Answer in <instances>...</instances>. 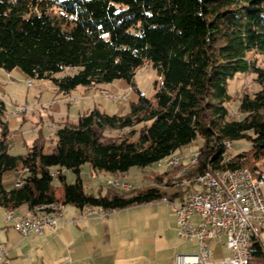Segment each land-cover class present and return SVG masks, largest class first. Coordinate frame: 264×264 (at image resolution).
I'll return each instance as SVG.
<instances>
[{"label": "trees", "instance_id": "obj_1", "mask_svg": "<svg viewBox=\"0 0 264 264\" xmlns=\"http://www.w3.org/2000/svg\"><path fill=\"white\" fill-rule=\"evenodd\" d=\"M145 65L162 77L153 100L140 95L124 114L94 107L76 123L59 124L48 153L35 141L25 154H10L0 119V209L61 203L112 210L183 199L191 186L167 195L161 186L175 180H164L166 171L155 174L154 186L129 192L109 187L97 195L85 191L79 174L84 164L113 177L145 168L179 154L197 137V163L181 180L208 169L247 168L248 160L264 157V0H0V68H19L67 94L115 79L131 83ZM237 74H252L258 89L243 93L235 112L227 85ZM4 111L0 99V115ZM137 125L135 139L108 134ZM240 139L250 142L249 152L227 151V142ZM63 169L76 180L67 183ZM11 170L26 175L6 189L3 175ZM252 172L262 173L256 167ZM250 254H264L257 239Z\"/></svg>", "mask_w": 264, "mask_h": 264}, {"label": "rangeland", "instance_id": "obj_2", "mask_svg": "<svg viewBox=\"0 0 264 264\" xmlns=\"http://www.w3.org/2000/svg\"><path fill=\"white\" fill-rule=\"evenodd\" d=\"M56 14L58 15L59 12ZM143 67L135 72L131 83L125 79H115L110 83L94 87L78 86L67 94L58 92L49 80L28 78L19 68L10 71L0 68V99L5 104V111L0 115V119L7 126L8 152L13 155L25 154L33 142L38 141L44 143V152L48 153L55 143L57 126L64 122L76 123L78 114L84 113L86 109L96 107L107 114L119 115L126 113L130 103L136 101L140 95L153 100L155 86L161 84L162 77L153 67L146 65ZM252 77V74H237L228 81L227 91L233 96L229 106L233 111L236 112L237 100L243 93H251L258 89ZM21 107L26 111L20 114L18 109ZM140 128L141 125H137L133 129L109 132L108 134L135 139ZM201 144L202 139L197 137L190 145L181 148L178 153L193 155L197 153ZM232 144V149L229 150L232 154L249 152L251 149V144L246 139L235 140ZM263 163L264 157L250 159L245 167L254 171V167L262 169ZM190 168L192 166L190 167L189 163L180 168L179 166L166 167L161 162H155L145 168L131 167L126 173L113 177L105 172L92 173L94 172L92 168L88 164H84L79 176L85 191L95 195L105 194L111 187L108 185L110 180L127 184L129 186L127 189L113 187L125 192L153 186L155 174L165 171L166 178L164 180L167 178L175 180L173 186L178 189H186L192 183L193 178L181 180L179 176L186 175ZM23 172L22 170L7 171L4 173V184L10 186L16 176ZM62 173L67 183L76 180V174L73 171L63 169ZM17 180L16 178L15 185H17ZM52 185L56 196L62 197L63 190L60 182L54 179Z\"/></svg>", "mask_w": 264, "mask_h": 264}, {"label": "crops", "instance_id": "obj_3", "mask_svg": "<svg viewBox=\"0 0 264 264\" xmlns=\"http://www.w3.org/2000/svg\"><path fill=\"white\" fill-rule=\"evenodd\" d=\"M180 155L183 166L187 165L191 154ZM261 171L264 172V163ZM24 173L16 178L25 177ZM15 179L10 186L3 182L4 187L15 186ZM189 186V193L200 188L193 182ZM161 187L166 189L167 195L179 190L175 186ZM188 194L182 195L183 199L181 196L164 197L102 214L96 212L98 207L78 208L62 204L63 219L55 230L47 229L41 234L27 236L5 224L7 210L0 209V244L7 249L9 264H174L175 255L199 251L196 239L179 234L172 208V203L182 202ZM91 208L94 213H89ZM29 210L27 205H22L13 211L22 215ZM197 221L196 217L192 218L193 223ZM258 242L264 252V230L259 233ZM208 248L214 260L227 255L220 240L211 241ZM249 264H264V254H250Z\"/></svg>", "mask_w": 264, "mask_h": 264}, {"label": "built area", "instance_id": "obj_4", "mask_svg": "<svg viewBox=\"0 0 264 264\" xmlns=\"http://www.w3.org/2000/svg\"><path fill=\"white\" fill-rule=\"evenodd\" d=\"M196 184L200 188L172 208L179 234L196 239L199 251L175 255L174 264H249L250 245L264 230V172L256 174L249 169L239 175L219 177V172L211 171L210 175L198 177ZM193 217L197 223L192 222ZM62 219L63 215L49 220L42 215L18 219V215L5 214L4 222L27 236L55 230ZM214 240H220L227 252L220 260L211 258L208 244ZM7 255V249L0 244V264H9Z\"/></svg>", "mask_w": 264, "mask_h": 264}, {"label": "bare ground", "instance_id": "obj_5", "mask_svg": "<svg viewBox=\"0 0 264 264\" xmlns=\"http://www.w3.org/2000/svg\"><path fill=\"white\" fill-rule=\"evenodd\" d=\"M25 111H26V109L23 107L18 109V113H20V114L24 113ZM232 145L233 144L231 142L226 143L227 151L232 149ZM197 155L198 154L195 153V154L189 156L188 160H189L190 166L195 165L197 163V159H198ZM174 157H177V158L172 160ZM228 159L229 158H225V161H228ZM181 161H182V156L180 154L174 153V154L170 155L166 161L164 160L163 162H161V161L160 162L163 164V166H166V167H176V166H179L181 164ZM248 170L249 169H247V168H237V169H232V170H210V169H208L207 171L205 170V172H203V174L194 178L192 181L194 183H197L198 177L210 175L211 171L219 172V177H227V176H231V175H239V174L247 172ZM21 183H22V180L20 178L17 180L16 184L19 185ZM108 185L111 187L120 188V189H127L129 187L127 184L120 183L117 180L108 181ZM172 206H174V203H172ZM113 210L114 209L105 210V209L97 208L96 212L99 214L102 211H103V213H105V212H109V211H113ZM89 213H94V210L92 208L89 209ZM5 214L18 215V219L39 218L40 215H42V218H47L49 220H57V219L62 218V205H61V203H50V204H45V205H41V206H35L34 208L30 209L27 213L22 214V215L15 214L13 210H9V211L5 212Z\"/></svg>", "mask_w": 264, "mask_h": 264}]
</instances>
